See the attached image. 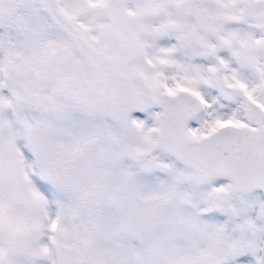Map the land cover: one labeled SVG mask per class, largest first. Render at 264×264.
Segmentation results:
<instances>
[{"label":"snow or ice","instance_id":"snow-or-ice-1","mask_svg":"<svg viewBox=\"0 0 264 264\" xmlns=\"http://www.w3.org/2000/svg\"><path fill=\"white\" fill-rule=\"evenodd\" d=\"M0 264H264V0H0Z\"/></svg>","mask_w":264,"mask_h":264}]
</instances>
